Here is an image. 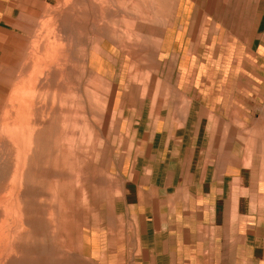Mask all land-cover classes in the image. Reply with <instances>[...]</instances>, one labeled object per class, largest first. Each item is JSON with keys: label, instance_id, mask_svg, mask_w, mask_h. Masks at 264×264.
Instances as JSON below:
<instances>
[{"label": "rangeland", "instance_id": "374dc122", "mask_svg": "<svg viewBox=\"0 0 264 264\" xmlns=\"http://www.w3.org/2000/svg\"><path fill=\"white\" fill-rule=\"evenodd\" d=\"M252 3L22 5L0 36V264L162 262L145 233L140 116L158 86L214 78Z\"/></svg>", "mask_w": 264, "mask_h": 264}, {"label": "crops", "instance_id": "0c3cea01", "mask_svg": "<svg viewBox=\"0 0 264 264\" xmlns=\"http://www.w3.org/2000/svg\"><path fill=\"white\" fill-rule=\"evenodd\" d=\"M253 1L252 17L238 8L236 48L214 78L158 86L140 116L157 264H264V7ZM30 2L0 0V36Z\"/></svg>", "mask_w": 264, "mask_h": 264}]
</instances>
